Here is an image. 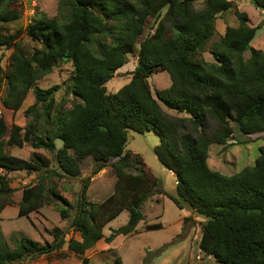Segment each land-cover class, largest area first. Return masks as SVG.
<instances>
[{"label":"trees","instance_id":"1","mask_svg":"<svg viewBox=\"0 0 264 264\" xmlns=\"http://www.w3.org/2000/svg\"><path fill=\"white\" fill-rule=\"evenodd\" d=\"M252 1L264 11V0ZM20 3L0 0V47L14 50L6 68L0 60V89L7 83L4 106L13 113L34 89L36 101L25 114L36 122L27 129L15 123L9 127L0 114V214L13 203L9 173L54 171L37 150L56 151L62 173L70 177L81 175L80 162L87 158L97 164L94 175L111 163L117 181L114 192L94 204L87 200L88 177L74 207L56 187L46 191L43 178L23 188L18 217H29L53 199L63 219L75 209L71 226L81 241H67L64 231L55 227L53 242L22 237L11 248L0 227V264L31 263L61 251L67 243L71 253L82 256L100 240L110 244L118 233L135 232L144 220L142 207L159 180L140 155L123 156L131 130L153 131L161 138L162 145L155 148L158 160L177 178L176 193L169 199L206 219L200 250L218 264H264V146L254 166L234 175L209 165L211 146L227 145L234 127L244 136L264 133V51L251 47L259 27L250 25L248 14L235 11L239 25L228 27L212 44L215 62H207L200 56L215 35L218 16L231 11L234 0H60L56 17L36 18L25 29L39 45L29 55L17 43L21 32L4 33L6 24L21 19ZM197 3L204 5L197 10ZM150 20L157 22L155 31L141 40ZM247 51L249 59L244 57ZM135 53L138 60L130 82L108 93L106 85ZM63 63L73 66L66 84L67 94L75 97L70 108L56 103L64 86H37ZM159 70L169 74L171 85L155 95L149 79ZM162 105L186 117H169ZM39 109L44 127L38 125ZM209 116L219 125L212 135L205 134ZM26 140L34 149L30 160L8 153V147L22 148ZM57 140L63 142L60 149ZM125 210L130 214L128 225L105 237V227Z\"/></svg>","mask_w":264,"mask_h":264},{"label":"rangeland","instance_id":"2","mask_svg":"<svg viewBox=\"0 0 264 264\" xmlns=\"http://www.w3.org/2000/svg\"><path fill=\"white\" fill-rule=\"evenodd\" d=\"M60 0H21L19 5L22 17L19 21L6 24L4 27L6 35L21 32L17 39L19 47L27 54L32 55L39 45L26 33L27 26L36 18L45 17L52 19L58 14ZM203 3H197L196 9L203 7ZM239 10L248 14L250 25L259 27L251 47L264 51V11L258 9L252 0H234L231 11L218 16L216 21V32L212 40L202 52L201 58L207 62H215L210 53L214 42H217L225 35L228 27H237L238 19L235 11ZM159 22V21H158ZM157 26L156 20H150L147 29L142 36L144 40L149 34H153ZM138 49V46H137ZM14 52L6 47H0V60L6 68L10 63V56ZM251 56L250 51L244 54L245 59ZM137 54L128 55V63L114 75V78L106 85L108 93H116L123 86L127 85L137 65ZM73 73V66L70 63H63L52 70L37 83L42 89L51 88L54 85H61L64 88L56 94V103L59 105L65 102L66 108H70L75 100L72 94H67L66 88L70 83ZM150 86L156 95L158 91H164L171 85V79L166 71H155L150 79ZM8 95V85L0 89V114L6 123L11 126L15 123L27 129L29 123L36 122L35 117H26L25 112L35 103L34 89L30 91L19 112L13 113L4 106V100ZM82 102L81 99L77 100ZM162 109L169 117H186L169 110L164 105ZM40 120L38 125L44 127L45 116L42 109H39ZM56 115L53 111L52 117ZM189 131L191 125L187 124ZM206 135H212L218 128V122L208 117L206 121ZM235 134L227 145H212L210 148L209 165L214 171L231 176L246 167L254 166L259 157V149L264 146V133L252 136H244L237 127H234ZM25 135V130L23 131ZM27 138V137H26ZM57 149L63 147L62 140L55 142ZM162 145L161 138L153 131L140 134L135 131H128V142L123 152V156L140 155L150 172L159 180V187L155 189L153 195L144 203L142 213L144 220L139 222L134 233L124 235L118 233L113 241L108 244L105 240H100L94 247L84 255L79 256L68 250V243L64 248L51 256L38 257L33 262L21 264H83L82 259H88V264H218L216 260L203 253L199 248L201 239V225L206 219L189 208L180 209L169 199V194L175 195L177 188V178L173 172L169 171L159 160L155 152L157 146ZM9 154L30 160L34 149L30 142L26 140L25 145L20 148L13 146L7 148ZM37 152L45 155L51 162L52 172L29 174L25 171L11 172L8 176L11 179V186L14 188L12 195L13 203L7 206L0 214L1 229L5 240L12 248L15 240L22 237L34 241L53 242L51 232L55 227L62 229L66 235V240L71 238L81 241L79 232L72 228V220L75 209L70 211L71 217L63 219L57 211L55 200H49L37 212L29 217H18L19 202L22 191L25 187L36 186L43 180L45 190L56 187L57 191L67 198L73 207L76 206L83 184L90 177V185L87 191V200L94 204H99L114 192L117 176L111 163L101 169L97 174L93 172L97 169L95 160L90 157L80 162L81 175L70 177L62 173L56 160V151L50 153L45 150ZM56 171V173H55ZM2 172H0L1 174ZM51 201V202H50ZM186 218L190 220L186 221ZM130 221L129 211L125 210L118 218L109 223L103 233L105 237L111 236L116 230L125 227ZM161 224L160 229L149 230V225Z\"/></svg>","mask_w":264,"mask_h":264},{"label":"crops","instance_id":"3","mask_svg":"<svg viewBox=\"0 0 264 264\" xmlns=\"http://www.w3.org/2000/svg\"><path fill=\"white\" fill-rule=\"evenodd\" d=\"M38 151V150H37Z\"/></svg>","mask_w":264,"mask_h":264}]
</instances>
